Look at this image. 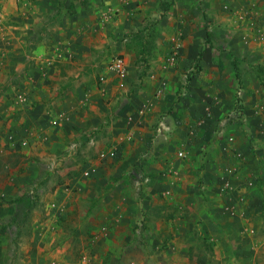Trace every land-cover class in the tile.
Wrapping results in <instances>:
<instances>
[{"label": "rangeland", "instance_id": "1", "mask_svg": "<svg viewBox=\"0 0 264 264\" xmlns=\"http://www.w3.org/2000/svg\"><path fill=\"white\" fill-rule=\"evenodd\" d=\"M116 58L127 63L124 88L109 74ZM214 106L219 121L205 136L197 121ZM190 112L188 125L174 118ZM131 118H143L136 126L149 132L147 148L177 159L182 150L179 160L203 138L191 172L196 194L205 196L203 180L214 175L228 202L219 212L238 214L232 182H243L237 193L255 199L244 227L233 216L209 218L215 212L203 203L206 216L200 205L171 204L174 166H141L149 148L130 160L139 136L118 131ZM242 129L258 143L248 134L240 148ZM180 132L189 141L172 144ZM112 147L117 155L100 161ZM247 155L257 174L243 172ZM0 162V264H79L84 256L89 264H264V0H0ZM92 164L98 174L83 179ZM53 203L64 218L52 219ZM131 204L135 236L97 251L115 238L110 215ZM175 216L192 223L178 246L169 234ZM149 222L159 241L147 236Z\"/></svg>", "mask_w": 264, "mask_h": 264}, {"label": "crops", "instance_id": "2", "mask_svg": "<svg viewBox=\"0 0 264 264\" xmlns=\"http://www.w3.org/2000/svg\"><path fill=\"white\" fill-rule=\"evenodd\" d=\"M158 74H159V72H158ZM224 86L225 85H220L219 88L223 89ZM205 88H212V84L211 83H207V85L205 86ZM190 89H191V92L194 93V95H195V92H198L199 91L196 87H191ZM150 91L151 90L148 89L147 92L145 93L146 94L145 96H147V95L149 96L150 95ZM202 91H205V89L203 88ZM171 103H173V100L170 101V104ZM160 106H162V104ZM216 110H218V108L215 109V106H214L212 108V112H211L212 113V116L211 117H205L206 118L205 119V124L201 128L202 130L200 129V131H202V133H204L205 136H208V132L211 130V125H212V127H214V126H216L217 122L219 121L216 118V116H215V115H217ZM191 115H192V112H190L187 116H183L181 118V120H179L176 116L174 118H176V121H182V122H185V124L188 125L189 122H193V120H194L193 119V116H191ZM142 119H141V121H142ZM141 121L136 122L137 124L135 123L134 125L131 124V122H130V124H128L129 122L126 123L125 126L121 125L122 126L121 127L122 129H121V131H118V133L119 132L120 133L121 132L122 133L124 132L125 134H128L129 132L130 133L131 132H134V134L136 136H139L137 139L139 140L140 143H138V144L139 145H142V147L141 148H139V147L136 148V150H137L136 152H133L131 150V152H133L134 155H130L129 156L130 160H131V158L135 159L136 157H138L139 160H140V157L143 158L142 152L143 151H147V149L149 148V151H154V152H150V154H145L146 156L143 158V161L141 160V163H139L141 166H143V165L150 166L154 170L157 169V171H158V169H161V168L164 169V168H166L168 166H174L172 168H174L175 173H176L175 175L178 176V177H176L177 178L175 180L176 183L173 186V192H174L175 195H174V197L171 200H169V202H172L171 204H173L178 209H182V210L185 209L186 207H190V208H192V206L193 207H198V205L201 206V204L203 203L204 206L205 205H208L215 212V214H213L215 217L209 216V218H217L218 217L219 221L222 222V224H225V223H227V221H230L231 220L230 219V216H233V217H235L234 218L235 221H232V222L233 223L239 222L237 224H240V227H244V223L247 222L248 219L245 220L242 215L245 213L248 216V213H247V209L248 208H247V206L250 205V211H251V209L253 207V202L255 201V199H253L252 196H248V199H249V202H248L247 199H246V197L242 196L240 193L239 194L237 193V188H239V187L241 188L242 191H244V188L241 187V185H243V182H238V181L232 182L233 188L236 189L235 190V194H236L235 206H236V208L239 211L238 214H237V211H236V213L234 212L233 214L230 213V215L229 214L228 215L223 214V212L220 213L221 212L220 211L221 208L223 207L225 209L226 208V205L225 204H227L228 202L226 201L227 200V197L226 196H222V195L219 196V194L217 192H215V186L218 185V182L217 181H214L215 180V176L214 175H213V181H211L209 179L210 178L209 177L210 175L205 176V179H204V174H202V177L204 179L203 180L204 181L203 184L205 185L204 186L205 189L203 188L204 189V192H205V196H203V195H201L199 193L196 194V191H195V188H194V186L196 185V183H195L196 180L193 178V175L191 174V172L194 171V166L196 165V163L194 161L195 160L194 157L196 155L198 156L202 152L201 151L202 149L200 147V144H202V142H204L203 141L204 139L203 138L200 139V142L197 143L198 144L197 145V144H195V142L194 143H191L192 141H189L188 138H187V136L184 137V132H180L179 135L176 137L177 142L175 141V138L173 137L174 138V141H172V144H175V145H178L179 142L182 143L183 140L190 142V143L186 142V144L188 143L187 145L189 146V147H187L188 148L189 159H186L185 161L184 160H179V159H177L173 155V153H172L171 150H167L166 149L164 151V149H162V150H159V149L156 150L155 148L154 149L153 148H150V147L147 148V145L146 144H147V142L149 140L148 139L149 132L147 133V132L143 131L142 129H140V128H138L136 126L138 124L141 125ZM123 124H125V123H123ZM142 124H143V122H142ZM181 133H183V134L181 135ZM113 134H115L114 131H112L109 135L110 136H113ZM238 134H241L240 135V138H239V147L240 148H243L244 149V145H247V146L249 145V144H247L245 142V140L247 139V135L248 134H250V136H251V137L249 136L250 137V138H248L249 140H252L256 144L258 143L257 138H256V134L253 135V132L252 131L245 132L242 129L240 131V133H238ZM252 136H254L255 138H252ZM158 140H160V142H161V139L158 138ZM155 142H157V141H155ZM236 143H237L236 144V146H237L238 145V140H237ZM130 146L131 145L127 144V146H125V147H128V149H131ZM197 146H199V147H197ZM250 147H251V145H250ZM257 148H258V145H257ZM194 151H197L198 154L196 152L194 153ZM128 155H129V150H127V148H125L122 151V156H128ZM217 159H218L217 162H219V164H221L222 162L220 161L221 159H220L219 156H218ZM130 160L127 159L126 161H130ZM222 161H223V159H222ZM224 161H225V159H224ZM248 162H249V164L246 165V168H244L243 172L245 170H247V171L252 172L253 174H257L258 171H257L256 167L255 168H252V165H250V163H253V160H250V157H249V160L247 161V163ZM240 166H241V164H240ZM202 171L205 172V170H202ZM173 179H175V177H173ZM253 194L255 195L256 194V191ZM197 195L202 196L201 197V200L198 199V196ZM240 197H243V199H239ZM121 200L122 201L126 200V197L121 198ZM143 203H144L145 206H147L148 204H150V205L153 204L150 201H147V199H144L143 200ZM131 205L128 206V207H125V208L123 206V209H120V210H119V208H118L119 206H118L116 208V210H115L116 212L113 213L112 215H110V216H113L114 219H115V220H113L112 217H111V219L113 221H115V226L117 225L116 227H114V228H116L114 230L118 234L116 235V233H115V235H114L115 238L109 240L107 243H105V245H102L101 247H99L97 249V251L100 250V251L108 252L109 250H112V248H114V247H116L118 245V243L116 242V239H120V237H122L121 243L123 245L124 244L127 245L128 243L124 242V240H127L128 241V240L131 239V237L133 238L135 236V234L133 233L132 230H133V227L136 224L135 223L136 220L134 219V213H131L130 212V210L133 209L134 204H131ZM240 211H241V213H240ZM181 214H182L181 212H178L177 213L178 216L181 215ZM201 214L203 216H206V208H203L202 207V210H201L200 215ZM235 214H237L238 216H235ZM179 220H181V221L179 222ZM174 221L175 222H173V223L175 224V227H173V228L170 229V231H169L170 233L169 234H172L174 236V239L171 242L174 243V244H176L177 237H180L181 238L180 241L183 242L182 240L185 237L182 235V233L185 232V229H187L188 227L192 226V223H191V221L188 218L179 219L176 216H175ZM117 222H118V224H117ZM120 224H122V225H120ZM149 224H151L153 227L150 229V231H148L149 235H147V236L151 237L154 234V237H155L154 240L155 241H159V239L162 236L161 235H156V234H158L160 232V229L158 227V224H153V222H149ZM245 226L250 227V228L253 227V226H249V224H246ZM119 227L122 229V231H120ZM111 228H113V226H111ZM140 231H141V229H140ZM174 241H176V242H174ZM134 242L137 243V241L135 239H134ZM179 243L180 242H177V246L179 245ZM183 244L184 243H182V245ZM158 245H160V244H158ZM139 260H140L139 263L142 264L141 258H139Z\"/></svg>", "mask_w": 264, "mask_h": 264}, {"label": "built area", "instance_id": "3", "mask_svg": "<svg viewBox=\"0 0 264 264\" xmlns=\"http://www.w3.org/2000/svg\"><path fill=\"white\" fill-rule=\"evenodd\" d=\"M109 74L110 76H112L113 78H115L118 81V85L119 88H124V83L126 80V76H127V63L122 59V58H116L112 61L111 66L109 67ZM106 79L105 77H101V85L104 86L106 85ZM157 94H160V91L157 92ZM148 110V107L146 109H142L141 113ZM132 119H129V122H132ZM50 124L52 126H57L58 125V120H52L50 122ZM205 124V118L200 119L199 121H197V125L203 126ZM196 131V128L190 127L189 129V133L191 136L194 135ZM22 145H26L25 143H21ZM117 148L116 147H112L109 149V151L107 152H102L100 154V161H105L106 159H108L109 157H115L117 155ZM178 158L179 159H184L186 158V153L184 151H179L178 152ZM100 169V165L99 164H92L87 166L86 168H84L81 172V177L83 179H89L91 177H93L94 175L98 174ZM164 176L166 177V174H164ZM149 179H147L146 181H148ZM163 194L166 197H169L171 195V190L167 189L165 192H163ZM51 211H52V219H54L55 221L58 218H64L65 214H66V210L65 207L63 206H58L56 203L52 204L51 207ZM51 223V222H50ZM79 264H89V260L87 258V256H84V258H82V260L80 261Z\"/></svg>", "mask_w": 264, "mask_h": 264}, {"label": "trees", "instance_id": "4", "mask_svg": "<svg viewBox=\"0 0 264 264\" xmlns=\"http://www.w3.org/2000/svg\"><path fill=\"white\" fill-rule=\"evenodd\" d=\"M1 166H2V164H1V162H0V168H1Z\"/></svg>", "mask_w": 264, "mask_h": 264}]
</instances>
